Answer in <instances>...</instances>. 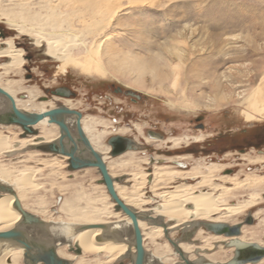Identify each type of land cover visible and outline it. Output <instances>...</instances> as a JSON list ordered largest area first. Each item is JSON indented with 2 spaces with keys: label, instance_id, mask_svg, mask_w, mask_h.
Listing matches in <instances>:
<instances>
[{
  "label": "rangeland",
  "instance_id": "1",
  "mask_svg": "<svg viewBox=\"0 0 264 264\" xmlns=\"http://www.w3.org/2000/svg\"><path fill=\"white\" fill-rule=\"evenodd\" d=\"M110 1L113 4L104 8L106 15H101L102 19L95 17L102 20L101 25H105L100 31V24H96L97 27L92 24L95 19L90 16L85 0H0V28L5 37L1 34L0 36L3 40L12 37L14 46L24 50L26 59L24 67L5 72L1 64L5 63L7 58H0V82L7 84L8 79L20 81L24 89H35L34 102H40L35 105L37 110L50 108L56 100L55 97L52 98L51 91L66 85L76 94L75 100L68 103H77L76 108L84 115L94 114L97 118L108 120L106 122L114 119L127 122L123 123V126L132 130L126 135L135 138L143 148L139 149L131 160L135 161L133 165L128 164L131 156L126 155L117 160L110 151L107 153L105 145L110 137L116 136L115 133H107L105 139L95 143L97 148L106 153L109 170L115 177L125 175V178L129 179L131 175L125 173L133 170L136 164L139 170L146 172L152 171L153 164L161 162L168 166L172 164L170 169L179 168L173 161L162 160L170 158L163 151L172 148L171 142L164 143L163 139L149 137L154 140L145 144L143 136L133 124L141 125L146 137L148 128H158L167 137H189V142L195 141L194 136L201 133L205 139L212 135L197 145L228 142L238 135L243 136L241 133L244 129H247L249 134L261 130L264 125V0ZM50 3L56 5V12L47 20L46 17L51 11ZM75 9L79 10V13L74 12ZM60 12L63 13V18L55 16ZM91 20L93 21L90 22ZM84 25L93 29L99 28V31H83L78 37V42L66 44L64 52L71 54L79 63L89 62L93 67L95 64L96 71H85L75 63H67L46 55L48 39H62L67 35L71 37L78 30H85ZM22 28L29 32H21ZM38 33L42 36V46L36 44ZM47 34H51V37ZM167 48L172 51L169 52ZM173 50L181 52L179 55L182 62H179L180 56ZM28 73L31 76H28ZM110 86L132 90L145 98L136 105L132 104L128 99L114 93ZM15 87L18 98H31L29 93H22L18 86ZM104 93L109 97L99 96ZM44 97L53 100L45 101ZM87 97L91 106L85 101ZM218 97H221V100L213 103ZM254 105L257 109L253 108ZM120 107L124 108L122 113H119ZM199 118L203 119L205 128L202 130H198L194 124ZM112 125L114 127L107 126L109 131L117 128L116 123L112 122ZM9 129L0 127V132L10 137L15 136L11 132H16L15 137L18 138L19 130L15 127ZM181 144H184V139ZM254 154L244 155L258 156ZM150 155L157 160L151 161ZM205 156L201 153L194 156L185 155V159L181 161L188 164L189 169L200 164L205 170L210 164ZM239 156L228 155L221 161V157L216 153L211 162L221 163L224 168L214 173L212 185L200 189L218 194L224 187L234 186L236 181H240L243 186L244 178L248 175L264 177V162L250 163L243 155L242 159H238ZM145 157H148V163L141 160ZM53 158L62 160L47 153H16L10 157L0 155V168H12L17 170V174L20 170L27 171L29 166L39 168L40 171L34 173V181L39 187L31 189L23 198L28 211L49 220L67 219L62 207L66 208L70 204L77 208L82 207L86 200L81 199L84 198L83 195L88 194L89 197L91 195L100 200L106 197L107 189L101 185V175L96 168L80 169L72 173L67 170L66 165L58 166L57 170L53 171L50 167L42 165L43 163L40 164V161L45 162ZM124 163L128 165L124 167ZM225 166L233 167L236 173H226ZM224 174L237 175L230 179L224 177ZM151 178L150 175L147 177V184L142 193L144 198L155 200L150 202L154 205L159 198L154 197L149 190ZM126 179L118 183L122 187L125 186L127 193H130L134 181ZM197 180L200 178H197L195 183ZM181 181L189 180L176 178L160 191L173 189ZM18 191L22 193L20 189ZM247 199L254 201L249 211L224 218H228L229 224L243 223L247 215H253L262 208L261 213L252 216L253 222L249 224L252 226L248 228L245 239L252 235L254 241L263 242L264 183L256 189L248 185L236 189L223 203L231 206L232 203ZM150 204L145 207H150ZM203 229L194 239L200 244L202 236L207 237L215 248L214 254L209 257L219 264H226L225 262L233 256L235 248L229 250L230 247H226L222 242L213 237L209 238L211 232ZM178 231L174 234L176 238L181 233ZM158 242H165V237L162 236ZM144 246L147 250H152L156 245L146 240ZM67 251L68 254L74 255L69 247ZM107 259L103 253H85L75 259L74 263L117 264L113 259ZM124 262L128 264L129 260L124 259Z\"/></svg>",
  "mask_w": 264,
  "mask_h": 264
},
{
  "label": "bare ground",
  "instance_id": "2",
  "mask_svg": "<svg viewBox=\"0 0 264 264\" xmlns=\"http://www.w3.org/2000/svg\"><path fill=\"white\" fill-rule=\"evenodd\" d=\"M85 1H87V9L91 13L90 16L93 18V20L95 19L94 22H92L93 20H91L90 22H92L93 25L97 24L99 26L100 24L99 28L100 31H102L105 25L104 26L101 25L102 20L100 19L102 18L100 17L101 15L105 14L104 8L110 6L112 2L110 0H85ZM55 7H56L55 4L50 3L51 11H50V15H47L46 17L47 20H49L50 16H52V14L56 12ZM74 12L79 13V10L75 9ZM55 16L63 18V13L60 12L58 15ZM95 17L100 19L97 20ZM87 26L89 25H84L85 30H78L77 32L72 34L71 37L67 35L62 39L55 37L53 39H48L47 48L45 50L46 55L61 61H65L67 63H75L79 65L81 68H83L85 71L95 70L94 68L95 64L93 67L89 62H85V63L82 62L83 64L81 62L79 63L71 56V54H67L66 52H64V48L66 47V44L69 42H75V43L78 42V37L80 36V34L82 35L86 30H89L87 33L99 31V28L93 29V27L90 28ZM24 31H27V33L29 32V30L22 28L21 32ZM39 34L40 33H38V37L36 38V44L38 46H42L43 45L41 43L42 36ZM50 35L51 34H47L48 37H51ZM173 47L175 46H172L171 48ZM168 49L169 48H167L166 50ZM177 49L178 48L176 45V50ZM179 49H181V47ZM170 50L171 49H169V52ZM175 52H177L178 54L177 56H180L179 54L181 52L178 51ZM24 56H25L24 50L21 48H16L14 46L12 42V37L3 40V38H1L0 36V58H7L6 62L1 64V67L5 69V72H9V70L15 68L24 67L26 62ZM181 59L182 57L180 56L178 58L179 62H182ZM7 81H8L7 84H3L0 82V87L6 90L7 92H9L15 98L16 105L19 109L25 111H31V112L34 111V112L43 113V111L47 112L55 107L56 101L52 102L54 104L53 105L51 104L52 106L50 108L47 107V109L37 110L35 105H39L40 102H34L36 98L34 94L35 89L33 88L24 89L20 81L9 80V79ZM14 85L18 86L20 91L22 90L21 91L22 93L24 92L29 93L28 95H31V98L29 97L26 99L18 98L16 96L17 88ZM56 100L61 101L64 104V106H67L71 109H77L76 108L78 106L77 103L75 104L68 103L72 101V99L70 98H64L63 100L60 97H56ZM220 100L221 97L215 98L213 103L215 102L217 103ZM8 103L9 102L5 97L0 96V110L5 109ZM43 103H45V101H43ZM210 105L212 104L210 103ZM253 108L257 109L256 105H254ZM66 121L70 129L74 130L76 123V116L75 115L67 116ZM106 121L108 120L97 118V115L94 114H89L85 116L82 115L81 125L87 137L89 138L91 144L95 148V150L102 155L109 170L106 153L100 150L99 148H97L95 143L97 142L100 143L103 138L105 139L107 133L108 135L114 133H118V134L126 133L131 131L132 129L126 126H120L115 130L109 131L108 130L109 128L107 129V126L109 125L113 126L112 121L109 122ZM14 126L17 125L0 124V127L3 129L4 128L9 129L10 127H14ZM134 126L136 127V129H138L140 134L143 135V128L141 127V125L134 124ZM34 127L38 130V133L35 135H28L26 137H20L21 130L17 132L19 133L18 138L15 137L16 132H11L15 135L14 137H10L5 133L0 132V155L5 154L10 157L16 153H21V154L23 153L29 155H34L36 153L46 154V152H42L39 150L24 151L23 149L28 145L48 143L54 141L59 136V127L56 124L49 123V117H45L44 119L39 121ZM145 139L148 142L154 140L148 137H145ZM183 139L184 142L189 143V140H187L189 139V137H181V136L167 137V139H165L163 142L169 141L172 143L173 147H179ZM194 139L200 142L205 140V136L203 133H201L195 135ZM105 146L107 153H109L111 149L110 145L106 144ZM137 153H138L137 150L129 149L124 153L113 157H115V159L118 160L126 155L128 157L131 156L132 158H130L129 161L126 160L128 161V164L131 166L133 165V162H135V161L132 162L131 160L135 158L134 156ZM47 154H53V153H47ZM53 155L55 157H60L62 160L53 158L52 160L49 161L45 160V162L40 161V164L43 163L42 165H44L45 167H50L53 171L57 170L58 166H62V165L67 166L68 158L66 156L59 154H53ZM243 157L247 159L250 163H262L264 161V156L252 157L251 155H244ZM178 158L184 159V157H178ZM167 159L171 161L174 158H167ZM141 160L143 162L144 161L147 162L148 157H145L144 159ZM128 164L124 163L123 166L125 167ZM171 165L172 164L168 166L167 164L162 162L155 163L153 164V168L151 169L152 171L150 172L139 170L138 164L133 166L135 167L133 168V170H131L129 173L127 172L125 173L131 175L129 179H132L134 181L132 184V188L129 190L130 193H127V188H124L125 186L122 187L117 181L114 182V186L119 197L128 206L133 208L138 213L147 214L152 217H155L157 220H159V222L164 223L167 226L166 229L168 231L169 238L165 236V228L161 224L156 225L149 220L139 219V226L143 234L144 245L146 244V240H149L150 242H153L156 245L152 250L149 249L147 250L148 253L147 262L149 264H186L183 258L180 256L178 250H176L171 243V241L177 240L174 234L178 230H180L181 232L185 227H189V226L192 227L194 223L197 225L198 222H202V221H209L214 223H219V222L228 223L229 221L228 218H224V217H234L238 214H242L246 212L247 210H250L254 205V201L247 199L246 201L243 202L240 201V203H234V204L232 203L231 206L230 205L228 206L223 203L224 201L227 200V196L234 190L240 189L245 185H248L251 188L256 189L258 188V186L264 183V177L258 175H254V176L248 175L247 177H245L243 186L241 185L242 183L240 181H236L234 180L235 179L234 178L232 179L233 181H236L234 182V186L224 187L220 193L215 194L214 192H211V190H207V189L204 190L200 188L204 186L212 185L211 181H213L215 178L214 173L223 169L224 168L223 164L217 162H211L209 165L205 167V170L204 168H202L200 164L194 165L191 167V169H186V170L178 169V168L170 169ZM89 168H84V169H89ZM26 170L27 171H25V169L20 170V173L17 174L16 173L17 170L14 171L12 170V168L11 169H8L7 167L0 168V184L12 187L16 194L15 196L11 193L0 192V231L16 227L21 220V213L13 206L15 199L18 198L23 208L28 211L27 205L23 203V198L27 196V194L31 191V189L39 187V184L34 181V173L40 171L39 168L37 169V168H33L32 166H29L26 168ZM76 171H71V172L73 173ZM109 173L112 175V177H115V175L112 172H110V170ZM149 175L152 176L149 183L150 185L149 190L153 193L154 197L159 198L158 202H156L154 205L150 204L151 200L153 199L144 198L145 196L143 197V193H142L143 189L146 187L147 177ZM234 176L224 174V177L230 179L233 178ZM176 178H182V180L183 179L188 180L189 178H196V179L200 178V180H197L196 183L189 181L187 182L181 181L179 184L174 186L173 189L160 191L161 188L167 187L166 185L170 184V181H174ZM101 185L105 187L103 183ZM215 188L217 187L215 186ZM19 189L22 192L21 194L18 191ZM106 192L107 195H105L106 197L103 198V200H100L97 197H91V195L89 197V195L87 194L86 196L83 195L84 198H81V199H86L85 205H83L82 207L79 206L77 208L75 205L72 204L68 205L66 208L62 207V210H64L67 215V219L49 220L35 213V215L39 216L40 218L43 219V221H45V224L42 226L41 225L24 226L22 228L27 231L29 237L34 241L41 243L47 242L55 246L57 254L60 257L69 260L70 264H75L74 260L80 257L82 254L84 255L85 253H89V254L103 253L106 257H108V259H113L115 262H117L120 258L127 256V250L129 244H132L133 242L132 221L129 218V216L124 214L122 211L113 210V207H115V202L111 199V196L109 195L108 191ZM109 199L111 201H109ZM257 203H259V201ZM147 204H150V207H145V205ZM261 211L262 208H260L258 212L255 211L254 214L251 215V217L258 215V213H261ZM101 223L106 225L105 228H81L82 226L101 224ZM251 226L252 225L246 223L243 224L239 236H225V235H217L214 233H210L211 235L209 236V238L213 237V239L222 242L225 246L230 239H240L247 243H257L261 246H264V241L263 242H258L257 240L254 241L252 235L249 237V239L247 240L245 239L246 236L245 234L247 233L248 228ZM202 230H204L203 227H198L196 233L194 234V238L195 236L199 235V233H201L200 231ZM162 236L165 237V242H158V240L161 239ZM202 238H203L202 243L200 244L198 243L199 245L194 242L181 241L178 244L179 248L185 253L186 257L195 264H209V263L219 264L218 261L215 260L213 261L209 257L212 254H214L215 251V248L210 244L211 243L210 240L207 237L202 236ZM207 244H209L208 247H206ZM75 245H77L78 248L80 249V253H73L74 255L68 254L67 253L68 247L69 249L74 248ZM228 249L231 250L233 248L230 247ZM133 252H134V248H133ZM23 253H24L23 248L16 245L15 243L0 242V264H24ZM228 261H230V259L227 260V262L225 263L227 264ZM244 264H264V257L257 262H247Z\"/></svg>",
  "mask_w": 264,
  "mask_h": 264
},
{
  "label": "water",
  "instance_id": "3",
  "mask_svg": "<svg viewBox=\"0 0 264 264\" xmlns=\"http://www.w3.org/2000/svg\"><path fill=\"white\" fill-rule=\"evenodd\" d=\"M63 89V87L56 88L52 90V94L55 96H69V93H64ZM129 93L136 95L138 98L140 97L139 94L137 95V93L132 90H129ZM0 96L5 97L9 102L5 109L0 110V124L17 125L21 127L23 133L20 134V137L37 134L38 130L34 126L45 117H49V123L56 124L59 127V136L57 139L48 143L28 145L23 149L24 151L39 150L46 153L66 156L68 158L67 170L69 171H76L89 167L98 170L101 175V183L105 185L111 199L115 202V211H122L129 216L132 221L133 242L129 244L127 256L120 258L117 264H126L124 259H128L130 264H149L147 262L148 253L143 243V234L139 226V219L149 220L156 225L161 224L165 228V236L168 237L167 226L159 222L155 217L138 213L119 197L114 182H121L126 176L112 177L109 173L107 164L102 155L95 150L83 130L81 125L82 113L62 105L61 102H57V106L47 112L25 111L19 109L16 105L15 98L1 87ZM70 115L76 116L74 130L70 129L66 121V117ZM108 144L111 146L110 153L112 156H117L129 149L137 147V144L132 139L121 136H112L109 138ZM0 192L11 193L16 196L14 189L7 185L0 184ZM13 206L21 213V220L16 227L0 231V242H12L23 248L24 264H70L69 260L57 254L55 246L47 242L41 243L34 241L29 237L27 231L22 228L24 226L33 225L42 226L45 224V221L39 216L25 210L18 198L15 199ZM252 222L253 219L251 214H249L245 217V222L243 223L229 224L209 221L198 222L197 225L194 223L192 227H185L181 231L180 236L177 237V240L171 241V243L173 247L178 250L186 264H195L186 257L182 250H180L178 244L181 241H189L198 244V240L194 241V234L198 227H203L207 231L217 235L239 236L242 225ZM105 226V224L101 223L82 226L81 228H105ZM226 246L235 248L234 255L227 264L257 262L264 257V246L257 243H247L240 239H230ZM70 250L74 253H80V249L77 245H75L74 248H70Z\"/></svg>",
  "mask_w": 264,
  "mask_h": 264
},
{
  "label": "flooded vegetation",
  "instance_id": "4",
  "mask_svg": "<svg viewBox=\"0 0 264 264\" xmlns=\"http://www.w3.org/2000/svg\"><path fill=\"white\" fill-rule=\"evenodd\" d=\"M0 31L2 32L0 34L5 37V33H4V31L1 28H0ZM27 75L31 76L29 73ZM59 87H63L64 88L63 92L64 93L68 92L69 96H55V95L52 94V91H51L52 98L53 97H55V98L56 97H60V98H70L72 100H75L76 94L74 93V91L70 87H68L66 85H62V86H59ZM59 87H56V88H59ZM110 89L113 90L114 93H116L120 97L128 99L129 102H131L132 104H135V105L140 103V102H142V99L145 98L144 96H141V95L138 98L136 95H133V94L129 93V89H123L120 86H110ZM99 96L101 98L109 97L106 93H104V95L99 94ZM44 98H45V101L53 100V99H49V97H44ZM107 100L110 101V99H107ZM55 101L54 102L56 103V105H55V107H56L57 106V102H61V101H58V100H55ZM85 101L88 103L89 106H91V102L89 101L88 97L85 99ZM61 104L64 105L62 102H61ZM120 109L121 110H120L119 113H122L124 111V108L120 107ZM74 110H77V111L81 112L82 115L85 116L81 110H79V109H74ZM131 114L133 115L134 112H131ZM112 122L117 124V128H119L120 126H123V123H127V122H124L123 120H118V119L117 120L114 119ZM194 124L197 126L196 128L198 130L199 129L202 130V129L205 128L204 124H203V119H201V118L197 119V121ZM132 126L134 128H136L134 126V124ZM14 127L17 128L18 130H21L20 134L23 133V130L20 127H17V126H14ZM244 130L241 133V134H243V136L242 135H238V137H236V138L229 139L228 142L227 141L226 142H220L219 141V142H214L212 144L209 143V144H206V145H197L198 143H202L204 141H200L199 142V141H196V140L195 141L191 140V142H189V143L184 142L183 145L180 144L179 147H173L171 145L172 148L165 149L163 152L165 153V155H168V157H170V158L171 157H175L171 161L175 162V165L177 167H179L178 169L181 168L183 170L189 169L188 168V164H186L183 161H181V160H184L185 158L184 159H179L178 157H185V155H193L194 156L197 153L204 154V155H206L205 157H207L209 159V161H210L208 163H211V161H213L214 155H216V153H218L219 157H221V158H219V159H221V161L224 160L228 155H233V154L240 155L238 157V159H242V155L244 156V154H252V153H255L254 155H258V156H264V125L261 126V130L251 132L250 134H249V131L247 129L245 131ZM127 133L128 132L119 133V134L115 133V134H116V136H121V137L132 139L137 144V147L132 148V149H135L137 151L139 149L140 150L143 149L142 146L137 142V140L135 138H133V137H128L126 135ZM143 134L144 135H142V136H143V138L145 140L144 142H145V144H148L147 143L148 141H146V139H145L146 136H145L144 130H143ZM146 135L148 136V138L149 137H158L160 139H163L162 141L167 139V136H165L158 128H150V129L148 128L146 130ZM211 136H212L211 134L208 135V137H206V139H208ZM206 139H205V141H206ZM224 139H225V137H224ZM226 139H228V137ZM167 142H169V141H166V143ZM171 151H175V152H171ZM141 152H143V151H141ZM149 159L151 161L157 160V159H155V157L153 155H150ZM162 160L169 161L167 159V157L165 159H162ZM225 170H226V173H228V174H235L236 173L235 169L233 167H230V166L226 167ZM188 180L192 181V182H195L196 178H189ZM247 211H249V210H247ZM236 223H234V224H236ZM238 223H240V222H238Z\"/></svg>",
  "mask_w": 264,
  "mask_h": 264
}]
</instances>
